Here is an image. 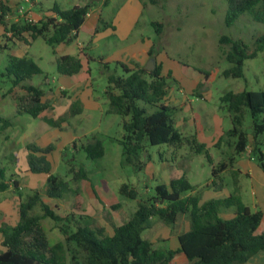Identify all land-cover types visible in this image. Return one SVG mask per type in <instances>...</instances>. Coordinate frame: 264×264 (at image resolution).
<instances>
[{"label":"rangeland","instance_id":"obj_1","mask_svg":"<svg viewBox=\"0 0 264 264\" xmlns=\"http://www.w3.org/2000/svg\"><path fill=\"white\" fill-rule=\"evenodd\" d=\"M6 1L10 7L8 14L11 17L15 12L19 15L18 10L21 7L24 12L38 14L41 11L46 12L54 4L63 9L90 4L92 10H100L102 22L98 24L95 34L89 32L86 25L81 28L79 34V42L85 44L86 52L92 58L89 62L88 89L92 95L90 99L99 105L97 109L87 108L80 114L68 113L67 116L55 117L56 126L39 117L18 114L15 97L24 92L20 88H13L12 82L0 75V183L6 182L10 185L9 189L0 190V202L3 203L0 205V225L11 226L17 221L19 202L24 201L35 191L43 193L45 190L43 182L50 173L68 182L70 189L63 193L62 198L56 199L59 206L57 212L65 220L59 223L51 219L43 221L51 243L64 239L60 229L64 224L70 232L75 231L77 220L81 225H88L102 235L109 234L116 218L124 213L134 212L140 200H146L154 195L157 184L168 181L171 169L172 173L178 170L180 174H185L194 187L190 194L198 197L200 203L237 193L252 211L261 210L264 204V171L257 160L247 155L249 152L236 157L234 169L242 171L238 175L237 184L240 186L238 190L231 168L222 174V182L216 180L219 188L215 189L212 184L213 167H217L230 155V150L225 144L219 148L214 146L209 148L210 158H207L205 153H195L186 143L179 148L166 144L149 145L142 153L141 161L145 166L151 162L152 166L148 168L144 166L139 170L127 163L123 147L115 141L120 140L123 135V117L106 113L108 99L105 89L108 84V73L103 62L109 64V73L123 76V70L117 62L127 60L130 54L127 48L140 45L137 43L140 37L150 38L155 44V64L156 57L159 56L161 60H165V74L170 72L172 75L167 81L169 94L184 102L185 95L179 93V90L183 89L190 100L187 102L188 108L180 109L173 114L176 129L184 136L198 132L211 137L217 129H223L225 132L232 126L230 113L220 100L224 93L264 90V49L256 58L245 61L244 77H225L224 72L231 65L223 55L229 46L221 44V38L227 36L240 39L252 50L258 34L264 32V24L251 22L247 17H242L234 26H226L227 0H158L155 5L146 0L139 20L134 22L133 32L124 41L122 38L126 33L128 19L132 15L131 0H2L4 4ZM10 21L16 22L13 17ZM153 22L163 24L161 33L157 32ZM27 39L29 43L10 41L7 49L0 48V73L4 72L10 56H28L42 70V73L34 76L30 83L48 92L49 95L50 90L57 91L61 86V75L57 72L55 64L56 58L65 53L78 55L80 52L78 41L53 48L41 37L35 40L29 37ZM6 41L4 31L1 30L0 47ZM206 73L209 74L208 79L205 78ZM196 80H200V83L195 84ZM68 93L71 98L76 95L72 88L68 89ZM50 101L55 100L51 98ZM140 105L145 106L142 102ZM174 108L178 110L177 107ZM183 118L188 120L184 127L181 125ZM244 130L251 133L249 114L244 121ZM8 132L14 136V144L9 143L10 146L4 138ZM41 134L44 137L39 139ZM97 134L108 135V138L103 140L105 155L100 159H90L80 145L92 142ZM72 137L79 146L77 150L72 142L65 145ZM28 142L31 147L37 149V152L28 148L29 145L24 149ZM43 144L47 145L43 147ZM49 146L52 149L43 153ZM251 148L252 144L248 151ZM30 154L37 158L45 155L51 165L50 172L29 171ZM242 157L246 161V166L241 163ZM26 166L28 173L22 174ZM72 167L76 171L83 168L87 172L88 180L85 182L73 180V173L69 171ZM245 170L249 171L250 176L245 174ZM14 180L18 181V187L14 186ZM90 183L93 184L92 190L102 203L119 201L122 202L121 207L112 208L110 203L111 207L102 209L101 203L95 199H90V206L87 205V194H91ZM123 184L133 186L138 191V198L133 200L122 196L119 189ZM12 196L14 197L11 198ZM7 202L10 209L4 211L3 206ZM77 202L79 204L85 202L88 212H82L78 206L76 207ZM34 212L41 210L36 207ZM221 215L229 218L231 213L227 210L221 212ZM69 218L71 221L66 220ZM150 222H153L151 226L154 229L150 232H148L150 228L145 230L142 236L153 239L154 248L166 249L173 248L174 238L178 232L184 230L187 218L180 215L177 223L172 226L158 219H152ZM0 249H4L1 243ZM172 264L188 263L182 258H177Z\"/></svg>","mask_w":264,"mask_h":264},{"label":"trees","instance_id":"obj_2","mask_svg":"<svg viewBox=\"0 0 264 264\" xmlns=\"http://www.w3.org/2000/svg\"><path fill=\"white\" fill-rule=\"evenodd\" d=\"M140 1L146 5V0ZM150 2L155 5L158 0ZM227 3L226 26H234L242 17L264 24V0H227ZM50 10L51 15L38 21L25 19L13 22L5 18L10 8L0 0V24L4 26V36L7 39L0 48L7 49L10 41L29 43L27 37L32 40L41 37L53 48L60 44L69 45L77 40L79 29L91 6L84 4L63 9L54 4ZM152 24L156 26L158 33L162 32V23ZM221 44L229 46L223 55L231 65L225 70L224 76L241 78L244 77L245 61L256 58L263 51L264 32L258 34L252 50L246 42L227 36L221 38ZM149 56L153 57L152 49ZM55 64L57 72L63 76L76 75L83 69L81 58L75 55L59 56ZM117 64L121 66L123 76L109 73V64L103 62L108 73L105 89L108 99L106 113L123 117V135L118 142L123 147L126 162L141 170L145 166L141 155L147 146L162 144L179 148L186 143L195 153H205L210 158L209 148L195 134L184 136L175 127V108L165 104L168 95L167 81L172 77L171 73L163 75L160 64H155L151 71L145 67L129 68L124 64ZM41 73L38 64L28 56H10L4 72L0 73L12 82L13 88H20L24 92L15 97L18 114L38 118L51 107L44 101L45 91L30 83L34 76ZM205 76L208 78L209 74L206 73ZM220 100L230 113L232 126L214 145L219 148L225 144L230 150V155L212 169V184L215 189L219 188L216 180L222 182V174L229 168L233 170L236 184L238 183L240 170L234 169L236 157L247 152L259 162L264 171V90L228 91ZM140 102L145 106H141ZM81 112L80 103L75 101L70 107V115ZM247 114L251 118L250 134L244 130ZM49 122L57 125L54 120ZM250 143L252 148L248 151ZM28 148L37 152L35 147L29 145ZM81 148L90 159H100L105 155L103 141L98 138ZM51 149L49 146L43 153ZM28 165L29 171L33 173H49L51 170L45 155L37 158L30 154ZM69 171L73 173L75 181L88 180L83 168L76 171L72 167ZM14 186L18 187L16 180ZM8 188V183H0V190ZM236 188L238 190L240 186L237 184ZM193 189L185 174L173 177L169 184H157L154 195L140 200L129 220L123 225L114 226L112 234L102 235L88 225H81L77 220L75 231L70 232L64 224L60 227L64 239L51 243L43 221L51 219L59 223L65 218L57 212V205H51L44 198L60 199L70 189L68 182L50 173L43 193L35 191L20 202L18 223L15 226L3 224L0 227V243L4 248L0 249V264H172L178 255H184L189 264H245L257 253L264 252V232L257 234L264 216L262 210L252 211L237 193L200 203L198 197L190 194ZM119 192L129 199L138 198V191L128 184H123ZM36 207L41 212L35 213ZM116 207L119 204L112 206ZM227 210L231 216L224 218L221 212ZM180 215L187 218L190 227L178 235V248H154L152 242L142 236L145 230L151 228L152 219L172 226L177 223ZM66 220L71 221L70 218Z\"/></svg>","mask_w":264,"mask_h":264},{"label":"crops","instance_id":"obj_3","mask_svg":"<svg viewBox=\"0 0 264 264\" xmlns=\"http://www.w3.org/2000/svg\"><path fill=\"white\" fill-rule=\"evenodd\" d=\"M105 1H107V0H105ZM5 3L9 7V5L7 4V1ZM131 3H132V7H131L132 15L128 19V24H127V27H126V33H125V35L122 38V40H124V41L127 40L129 38L130 34L133 32L134 22L139 20V17L142 14V11H141L142 10V6H144L143 3L140 0H131ZM50 9H48L46 12H42L41 11L38 14H36L34 12H31V11H27V12H22V13L18 12L19 15H16L15 14L16 12H15L12 17L15 18V21H20L19 18H22L23 20H25L27 18H30L33 21H38V20L42 19L45 16L51 15L52 12H51ZM11 10L13 11V9H11ZM12 17L9 14H7L5 16V18L7 20H11ZM100 20H102L101 15H100V10L95 11V10L91 9L90 12L88 13L83 25L81 26V28L86 25L88 30H89V32H92V33L95 34L97 32V28H98V24L100 23ZM81 28L79 29L78 38H77L78 47L80 49V52L76 56H79L81 58L82 63H83V69H82V71L80 73H78L76 75H73V76H63V75H61V78H60L61 86H60V88L57 91L50 90L49 91V95H47L48 92L45 91L44 101H47L51 105V107L40 114L39 118H41L42 120H45V121L49 122L50 120H54L55 117H61L63 115L67 116L69 111H70L71 105L75 101H78L79 103H81V101H82V104H81L82 107H83L82 110H85L87 108H96L97 109L99 107V105L95 104L90 99L92 97V95H91V93H90V91L88 89L89 88V81H90L89 62H90V60L92 58L86 52L87 48H86L85 44L79 42V34H80ZM1 30L4 31V26L2 24H0V31ZM137 41H138L137 43H140V45H138L136 47L132 46V47L127 48L128 51L130 52L129 56L127 57V60L125 62L124 61L123 62L118 61L117 63L124 64L127 67H129V68H135L136 66L145 67L150 59H154L155 60V44L150 40V38L140 37V39H138ZM151 49L153 50V57L149 56V51ZM63 55H75V54H73V53H65V54H62L61 56H63ZM156 63L162 65V74L163 75H167V74H165L166 73L165 66H164L165 65V60H161L159 58V56H157L156 57ZM206 79H208V78H206ZM194 83L195 84L196 83H200V80H196V81H194ZM69 88H72L74 93H76V95L73 98H71V96L68 93V89ZM179 93L185 95L184 102L179 101L178 99L173 97L171 94H169V92H168V95H167L166 100H165V104L166 105H169L170 107H177L178 110H175L177 112L180 109H184L186 107L188 108L189 104H187V102L190 101L188 96H187V94H186V92L183 89H180ZM51 98H53V100H55V101H53V102L50 101ZM71 100H72V102H70ZM49 111H51V112L48 113ZM182 123L183 124H181V125H183V127H184V124L188 123L187 118H183ZM209 130H210V128H209ZM223 133H224L223 129H220V130L217 129L215 131V133L212 134L211 137H208V136H206V135H204L202 133L198 134V132L195 133V135L197 136L198 140L201 143H204V144H206V146L208 148H211V147H213L215 145V143L219 140V138L223 135ZM42 136L43 135L41 134V137L39 136L40 137L39 139L44 137V136L43 137ZM4 138L6 139V141L8 143V146H10L11 144H14V136L13 135L11 136V134L9 132L5 135ZM95 138L101 139L103 141L106 138H108V135L107 134H102V135L97 134V135H95ZM24 139H26V138L24 137ZM115 141L118 143V140H115ZM71 142L73 143L75 150H77L79 146L77 145V143H75V138H73V137L71 138L70 141L65 142V145L66 144H70ZM9 143H11V144H9ZM103 144H104V142H103ZM28 145H30V142H28L26 144L24 149H26V147ZM46 145L47 144H43V147L46 146ZM83 145H85V144L82 143L80 146L82 147ZM242 158L243 159H242L241 163H242L243 166H246L247 165L246 161L244 160V157H242ZM152 165L153 164L151 162H149L148 164H146L145 168H148L149 166H152ZM170 172L171 173H170V176H168L169 177L168 181L164 182L166 184H169L170 180L173 177H179V176L183 175V173L180 174V172L178 170H176L175 172L172 173V169H171ZM21 173L22 174L23 173H28V166H26L22 170ZM245 174H248L250 176V173H249L248 170H245ZM152 176H153V174H152ZM85 181H87V180H83L81 182H85ZM46 183H47V179H46V181L43 182V185L46 186ZM92 186H93V184L90 185L91 194L90 193L87 194V192H86V194L88 196L87 197V202H88L87 205L90 204L89 203L90 199H95V200H97L98 202L101 203L102 209H104V207L105 208L111 207V206H113V204L114 205L119 204V206L121 207L122 202H119V201H111V202L102 203L101 200L97 197L96 193L92 190ZM9 188H10V185H9ZM13 197L14 196H12L11 198H13ZM44 199H45V201L49 202L51 205H57L58 206V201L56 199L55 200L54 199H48V198H44ZM20 202H19V204H20ZM110 203H111V206H110ZM1 204H3V203L0 202V205ZM19 204H18V207H19ZM3 207H4L3 208L4 211H8L10 209L9 208V202H7ZM18 207H17V213H18ZM78 207H79V209H81L82 212H88V206L85 205V202H81V204H79ZM261 207H262L261 210H262L263 215H264V204ZM121 209L123 210V208H121ZM132 214H133V212L132 213H128V214L124 213V214L120 215L119 218H116L114 220L113 227L114 226H120V225H123L124 223H126L129 220V218L131 217ZM18 221H19V215H18L17 221L11 226H15L18 223ZM263 223H264V216H263V220L261 222V225L259 226V228L257 230V234H260V233L264 232V228L262 229ZM2 225L3 224H1L0 227ZM189 227H190L189 221L187 220V222L185 224V228H184V230L182 232H185V231L189 230ZM152 229H154L153 226H151V228L148 230V232L152 231ZM112 231H113V228H112L111 232L109 234H107V235L112 234ZM182 232H178L177 236L174 238V243H173L174 246H173L172 249H176V248L179 247L178 235L180 233H182ZM1 239H2V234H1ZM145 239L151 241L153 246H155L153 239H151V238H149L147 236H146ZM175 241H176V244H175ZM177 258H182L184 261L187 262V259H186V257L184 255H178L175 258V260H177ZM245 264H264V252L257 253L256 255H254Z\"/></svg>","mask_w":264,"mask_h":264},{"label":"water","instance_id":"obj_4","mask_svg":"<svg viewBox=\"0 0 264 264\" xmlns=\"http://www.w3.org/2000/svg\"><path fill=\"white\" fill-rule=\"evenodd\" d=\"M155 68V60L154 59H150L147 63V65L145 66V69L151 71ZM248 156H250L249 153H247Z\"/></svg>","mask_w":264,"mask_h":264},{"label":"built area","instance_id":"obj_5","mask_svg":"<svg viewBox=\"0 0 264 264\" xmlns=\"http://www.w3.org/2000/svg\"><path fill=\"white\" fill-rule=\"evenodd\" d=\"M19 12H21V13L24 12L22 7L19 9ZM27 20H29V21H33V20L30 19V18H27Z\"/></svg>","mask_w":264,"mask_h":264}]
</instances>
